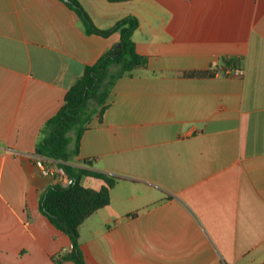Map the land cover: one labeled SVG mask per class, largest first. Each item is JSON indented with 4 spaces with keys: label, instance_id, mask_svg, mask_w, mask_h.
Listing matches in <instances>:
<instances>
[{
    "label": "crops",
    "instance_id": "obj_1",
    "mask_svg": "<svg viewBox=\"0 0 264 264\" xmlns=\"http://www.w3.org/2000/svg\"><path fill=\"white\" fill-rule=\"evenodd\" d=\"M78 1L102 30L137 17L148 59L116 82L70 162L120 178L79 228L85 264H264V0ZM119 41L86 35L60 0H0V264H75L39 209L56 180L37 161L59 162L36 147L85 67ZM229 59L241 76L222 73Z\"/></svg>",
    "mask_w": 264,
    "mask_h": 264
},
{
    "label": "trees",
    "instance_id": "obj_2",
    "mask_svg": "<svg viewBox=\"0 0 264 264\" xmlns=\"http://www.w3.org/2000/svg\"><path fill=\"white\" fill-rule=\"evenodd\" d=\"M60 1L76 13L86 35L109 37L114 33L120 34L119 43L106 51L97 62L86 66L83 75L67 91L63 106L45 123L43 131L48 136L42 138L36 147L38 156L58 161L59 166L74 178V183L68 187L59 184L49 186L41 195L39 209L55 227L71 239L72 249L63 257L71 259L75 264H85L79 228L87 218L110 205L111 191L120 178L101 171L76 167L70 162L79 155L82 134L89 129L93 116L98 113L99 118H102L109 107V98L116 82L146 70L148 59L137 51L133 40V34L140 25L137 17L126 16L112 28L102 30L94 24L78 0ZM106 1L122 3L129 0ZM238 66L239 60H222V73ZM72 130L76 132V146L71 152L69 146L72 139L69 133ZM84 164L89 165L90 162L85 160ZM86 176L103 181L102 188L95 190L83 186L81 181Z\"/></svg>",
    "mask_w": 264,
    "mask_h": 264
},
{
    "label": "built area",
    "instance_id": "obj_3",
    "mask_svg": "<svg viewBox=\"0 0 264 264\" xmlns=\"http://www.w3.org/2000/svg\"><path fill=\"white\" fill-rule=\"evenodd\" d=\"M226 75H232V76H241L243 74V71L240 69H227L224 72ZM37 166L41 172L42 175L48 176V175H55V184H59L62 187H68L74 183V178L68 175V173L64 170L62 167H57L55 169H52L48 164H46L44 161L39 159L37 161Z\"/></svg>",
    "mask_w": 264,
    "mask_h": 264
},
{
    "label": "rangeland",
    "instance_id": "obj_4",
    "mask_svg": "<svg viewBox=\"0 0 264 264\" xmlns=\"http://www.w3.org/2000/svg\"><path fill=\"white\" fill-rule=\"evenodd\" d=\"M92 107H95V104H92ZM70 134L72 136V139L74 140L75 139V132H74V130H72Z\"/></svg>",
    "mask_w": 264,
    "mask_h": 264
},
{
    "label": "water",
    "instance_id": "obj_5",
    "mask_svg": "<svg viewBox=\"0 0 264 264\" xmlns=\"http://www.w3.org/2000/svg\"><path fill=\"white\" fill-rule=\"evenodd\" d=\"M66 1H68V0H66Z\"/></svg>",
    "mask_w": 264,
    "mask_h": 264
}]
</instances>
